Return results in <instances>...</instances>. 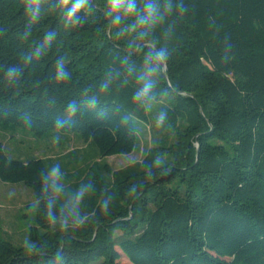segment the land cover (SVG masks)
Wrapping results in <instances>:
<instances>
[{
    "label": "trees",
    "instance_id": "obj_1",
    "mask_svg": "<svg viewBox=\"0 0 264 264\" xmlns=\"http://www.w3.org/2000/svg\"><path fill=\"white\" fill-rule=\"evenodd\" d=\"M78 4L0 0V136L96 148L52 176L0 139V179L36 199L31 244L0 227V264H264V0ZM154 104L174 137L113 168Z\"/></svg>",
    "mask_w": 264,
    "mask_h": 264
},
{
    "label": "rangeland",
    "instance_id": "obj_2",
    "mask_svg": "<svg viewBox=\"0 0 264 264\" xmlns=\"http://www.w3.org/2000/svg\"><path fill=\"white\" fill-rule=\"evenodd\" d=\"M1 131L5 151L14 159L51 158L56 166L50 168L51 175L79 170L87 160L95 158V146H88L76 134L51 130L45 136L35 137L23 128L7 127ZM138 147L130 154L105 157L103 160L113 168H120L141 159L156 138H173L174 133L166 124L159 104L150 107V123L140 125ZM72 149H83L78 156H62ZM67 159V160H66ZM49 162V161H48ZM69 162V163H67ZM36 223V199L30 187L23 182L11 183L0 179V227L6 240L17 246L29 245V229ZM121 264H132L124 254L119 259ZM92 264H99L94 261Z\"/></svg>",
    "mask_w": 264,
    "mask_h": 264
},
{
    "label": "clouds",
    "instance_id": "obj_3",
    "mask_svg": "<svg viewBox=\"0 0 264 264\" xmlns=\"http://www.w3.org/2000/svg\"><path fill=\"white\" fill-rule=\"evenodd\" d=\"M112 2H113V6L117 7L120 4L121 0H112ZM83 3H84V0H80V4H83ZM80 4H78L77 7H79ZM75 11H76V8L73 9V12Z\"/></svg>",
    "mask_w": 264,
    "mask_h": 264
},
{
    "label": "water",
    "instance_id": "obj_4",
    "mask_svg": "<svg viewBox=\"0 0 264 264\" xmlns=\"http://www.w3.org/2000/svg\"><path fill=\"white\" fill-rule=\"evenodd\" d=\"M164 72H166V66H164Z\"/></svg>",
    "mask_w": 264,
    "mask_h": 264
}]
</instances>
